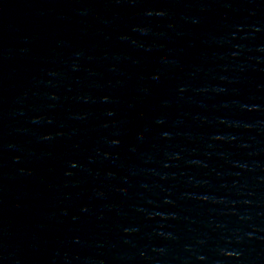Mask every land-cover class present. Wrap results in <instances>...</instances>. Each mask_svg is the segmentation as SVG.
I'll use <instances>...</instances> for the list:
<instances>
[{"label": "water", "instance_id": "obj_1", "mask_svg": "<svg viewBox=\"0 0 264 264\" xmlns=\"http://www.w3.org/2000/svg\"><path fill=\"white\" fill-rule=\"evenodd\" d=\"M0 264H264V0H0Z\"/></svg>", "mask_w": 264, "mask_h": 264}]
</instances>
